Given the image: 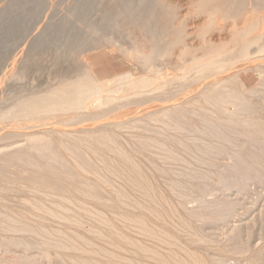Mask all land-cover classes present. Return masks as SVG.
<instances>
[{"label":"bare ground","instance_id":"1","mask_svg":"<svg viewBox=\"0 0 264 264\" xmlns=\"http://www.w3.org/2000/svg\"><path fill=\"white\" fill-rule=\"evenodd\" d=\"M114 1H118V4L120 2V0ZM125 1L126 4L129 3V1ZM244 1H189L191 5H194V13L204 15L211 25L215 21H222V23H231L234 26L233 30L230 28L231 31H229H233V37L231 36L235 40L233 47L229 44L230 48L226 46L218 53L207 50L205 53L203 51L204 54L201 55L193 47L195 45L188 43L187 37L190 36V33H188L190 31L186 30L185 22H189V19L185 22L181 20L178 12L180 9L179 4H176L173 0H149L146 3L148 4L146 8L148 7L147 12L152 16V24L149 27L146 25L144 28L141 25L144 30L141 35L147 41L148 52L142 53V50L138 51L137 49L133 56L128 57L129 61H132L131 63L136 66V76L133 75L135 77L126 74L100 80L95 76V63L92 60L84 57L82 63H80L81 65L75 63L70 65L53 51L52 53L46 51L43 55L40 54L38 61L34 60L36 63L28 62L29 65H23L21 62L23 66L20 67L18 76L20 75V81L30 86V93L18 95L19 90L12 91V87L10 91L13 93H10V97L0 102V132H4L0 136V142L8 143V141L16 139L15 142H10L11 144L0 146V154L6 155V159L3 158L5 165L12 163V167H14L17 164L16 167L18 165H20L19 168L24 167L22 173H24L23 170L28 171L26 173H31L30 178L27 175L25 176L36 185L33 187L22 185L23 182L26 183L24 180L22 182L23 177L13 168L12 170L10 168L12 172L18 173L17 175L22 178L19 180L20 178H17V176L16 178L20 182H16L22 183L11 186L15 179L13 182L10 179L11 183L7 187L6 179L3 184L7 188H0V247L5 254H11L12 250H22L29 255L35 251H40L43 257L47 258L48 264H250V260L243 258L250 253L246 251L249 245L245 246V253L242 246L239 248L237 245V240H233L234 236L227 242L222 239L225 234L221 233H224L225 230L223 232V228L220 230L219 226L220 223L226 224L225 214L228 215V212L225 209V212L223 209L221 211L220 209H215V211L213 209L212 216L204 215L206 217L204 220L201 219L203 222L200 220L201 223L196 221L199 219L193 217L196 219L194 220L190 216L194 222L196 221L190 223L192 219L186 220L185 216H188L184 215L185 209L189 205L183 209L186 202L183 200L185 203L182 204L183 206L178 202V195L176 194V197L174 194V183L171 181L174 177H179L182 179L181 182L184 180L193 182L194 176H196L195 181L198 182L200 176L195 175L197 172L195 173L194 170L195 167L197 168L201 164L199 157L202 155L200 157L202 159L203 154L208 151L209 154H216L213 150H216L217 147L209 150V147L210 149L212 146L214 147V144H211L213 142L209 146L204 144L207 139V136L204 137L205 132H203L204 134L201 133V144L200 142L197 143L198 138H195V135L192 138L197 140L196 144L198 145H193L192 138H186L185 142L183 141L185 134L181 132L188 128L190 123L182 118L184 117L182 115L187 113H182L188 110L189 105L187 103H189L190 97L196 100V103L193 101H191L192 104L189 103L190 107L193 105L195 111H199L196 113L201 115L214 113L221 120V123L225 122L228 125L227 127L232 130L230 131L227 128L231 134H235V131L239 130L260 139L264 137V121L257 120L258 118L255 121L242 120L239 118L243 115L242 113L238 115L239 112H237V117L234 111V115L225 113L226 109L224 110V107H222V104H230V102H226V94L229 92V96L231 95L227 97V101H231L234 94V92L231 94V90H229V85L232 84L231 80L234 79L228 76L233 71L231 66L236 65V69L240 70L253 64H256L254 65L255 68L264 64V35L263 32L262 34L259 33L260 22L258 20L260 18L261 23L264 24V0H246L253 4V8L249 5L247 8ZM261 4H263L262 9L258 11ZM106 9L103 11H107ZM109 12L99 17L100 20L98 19V23L103 28L108 26L106 24L110 16L108 15ZM182 16L184 17V15ZM184 18L186 19V17ZM208 22L205 21V23ZM219 24L215 22V25L219 26ZM240 24L243 26L240 27ZM213 29L217 30L216 27ZM202 31L205 30L199 32ZM208 32L210 31L208 30ZM198 36L201 35L198 34ZM214 47L219 46L214 45ZM119 53L121 55V52ZM169 56H173V60L178 61V64L176 60L174 62L177 65L173 63L176 67L175 69L172 68V73L167 69L169 64L166 58ZM237 62L238 64H236ZM149 76L152 82H149ZM235 91L237 90L235 89ZM187 96H190L189 100L187 99L188 102L185 100ZM239 99H237L238 102H240ZM234 100L236 99L234 98ZM231 103L233 102L231 101ZM243 111L240 110V112ZM199 114H193L196 118H193L194 116L189 118L193 119L192 122L195 124H197L195 121H198L199 128L202 125V127H207L205 130H213L215 127L210 124L207 126V123L203 120L206 116L202 119L203 116L200 118L196 116ZM198 118L199 120H197ZM155 125H162L161 127L164 125L173 126L175 128L173 131L180 133L179 135L182 134L183 140L177 138L178 141L176 140V143H174L176 147H174V137L166 138L164 136L165 140L170 139L169 143L173 139L170 143L173 146L165 143L167 141L164 142L165 145L157 146L156 143H152L156 138L150 142L153 145L148 142L149 146L144 145V149H142V145V147L133 146V140L139 144L136 141L139 135L135 138L132 134L136 133L140 126L147 129V127L153 128ZM190 126L192 125L190 124ZM171 128L167 127L168 130ZM189 129L191 130H187L191 133L192 127H189ZM228 130L225 129V131ZM142 131H140L141 134ZM169 131L171 132V130ZM216 131L213 132L215 135ZM137 133L139 134V131ZM153 133H156V131ZM129 134L134 138L131 140L132 142L128 137ZM161 135L165 134L161 133ZM161 135L158 134L157 136ZM179 135L178 137H181ZM186 135L188 137L189 133ZM142 136L145 140L147 135L144 137L143 134ZM150 137L148 135L146 140H149ZM141 140L143 141V139ZM213 140H216L215 136ZM227 140L229 141V139ZM186 141L189 143L188 147H185L188 144ZM182 142L186 144L184 145ZM143 143L147 144L146 142ZM177 143H180V145L182 143L184 147H179ZM154 145L157 147L155 148ZM151 146L153 150L150 149ZM233 146L234 144L231 148ZM145 148H148L150 151L148 149L147 151L151 154L146 153ZM225 149H227L226 146ZM154 150L158 152H154L157 156H161V153H163L157 161H155L156 156H153L154 153L151 152ZM218 151L215 152L218 153ZM234 153L236 156L233 157L237 160L238 154ZM247 154L248 157L246 158L249 162V158L253 159L254 157H249L251 156L250 153ZM176 155L180 158L174 159ZM151 156L154 157V160H150L149 157ZM241 157L243 158V155ZM241 157L239 158L241 159ZM217 159L220 158L218 157L215 160L217 161ZM258 159L255 158V161L259 162ZM206 161L205 163H207ZM253 161L254 159L250 160V162ZM237 162L239 161L237 160ZM205 163L203 162L202 165L205 166ZM210 163H213L212 160ZM245 167L247 168V166ZM253 167L251 165L250 168L254 170ZM237 168L239 166L236 167V170L234 167L235 172ZM238 172L235 173L236 175L230 172L232 175L226 174V176L229 175L228 177L233 186L244 188L243 183L247 181L244 176L246 175V178L248 176L245 173L242 176L241 170V173L238 174ZM0 174L3 176L1 172ZM14 175L11 176L12 179L15 178ZM202 180L200 181L202 182ZM226 181L229 182V180ZM175 188L179 189L176 186ZM197 188L199 189V187ZM186 189L188 188H185V191H187ZM199 196L201 197V195ZM178 198L180 201V197ZM183 198L185 199V195L184 197L181 196V200ZM202 202H204V199ZM208 202L210 203V200ZM211 202L213 201L211 200ZM201 204L200 207L203 209V204ZM209 205H213V203ZM209 205L207 207L210 208ZM200 207L197 208L200 209ZM123 208L124 211H122ZM224 208L228 210L226 206ZM129 211H137L138 213L136 212L137 215H134ZM193 211L195 213L189 212V215H195L197 211L195 209ZM220 212L224 216L221 220L218 217L217 223L213 215H220ZM202 213L204 214V212ZM225 226L223 227L225 228ZM227 227L229 226L225 228L226 234L231 235L236 232L235 228L227 229ZM170 228L173 229L171 231L175 232H167V229ZM219 246L223 247L226 252H231H227V254L234 256H230L232 258L229 259L223 253L224 250L222 251L223 256H221L217 252L219 249L216 250L217 253L213 254ZM202 249H206L208 254L205 253L202 256L200 254ZM233 257L236 259H233ZM26 258L27 260L21 262L20 257L14 255L11 260L6 261H11V264H35V259L30 256ZM230 260L231 262H229Z\"/></svg>","mask_w":264,"mask_h":264},{"label":"rangeland","instance_id":"2","mask_svg":"<svg viewBox=\"0 0 264 264\" xmlns=\"http://www.w3.org/2000/svg\"><path fill=\"white\" fill-rule=\"evenodd\" d=\"M124 1L120 0L121 3L119 2V4H118V1L115 2L114 0H0V61H1L0 62V68H1L0 69V96H1L0 102L9 98L11 95L10 93L12 91H15L16 89L19 90L18 95H27L30 93V90H29L30 86H27V84L23 83V81H20L21 79L19 77L20 75L18 76V71H20V69H21L20 67H22L23 65H29L28 62L36 63L38 61V59L40 58V56L43 55L44 53H46V51H48V53H49V51H50V53H52V51H53V53H56L58 56L60 55V57L63 60L65 59V62H67L70 65H71V63L80 64V63H82V60L84 59V57L85 58L87 57L88 59L92 60L95 63L94 73H95V76L100 80L113 78V77H117V76H122V75H126V74H130L132 77H135L136 72H137L136 66H134L133 63H131L132 61H129L128 57L133 56L134 53L137 52V49H138V51L142 50V53L148 52L147 51L148 50L147 41H146L145 37L141 34H143V31H144L143 28L146 25H148V27H149L152 24V22H151L152 16L147 12L148 7L146 8V6L148 5L146 3H148L149 0H146V2H145V0H127V2L129 1L130 4L129 3L126 4V1L125 2ZM173 1L176 4H179V6H180V9L178 8L179 9L178 12H179V16H181V20H183L185 22V20L187 21L189 19L188 20L189 22H185L186 23L185 28H187L186 30L190 31V32L187 31L188 33H190L189 34L190 36L187 37V40H188V43L190 45L191 44L195 45V46H193V45L192 46L195 48V50H197V53H200L202 55L207 50H210L211 52L218 53V52L222 51L224 47H226V46L229 47V44L231 45V47H233V45L235 43L234 38H232L233 37V34H232L233 31L229 32V31H231V29L233 30V27H234L231 25V23L228 24L226 22L222 23V21H215L216 23H218V24L220 23V24H219V26H217V25H215V22H213V25H214L213 26V25H211V23H209L207 21V19L204 15H196L194 13V11H195L194 5H191V3L189 2L191 0H173ZM122 2H124V3H122ZM244 2H245V4H247V8H248V5H249V7H252V5H253L252 3H249L246 0ZM115 3H117V4L115 5ZM189 3H190V5H189ZM123 4H124V6H123ZM262 5L263 4L259 5V7H261V8H258V11L260 9H262ZM105 7L108 9H106ZM105 9L107 11H103ZM121 11L122 12L124 11V12L122 13ZM108 12H109L108 15H110L108 20H107L108 22L106 21L107 22L106 25H108V26L103 28L98 23L100 20L99 17H102L103 14H106ZM187 13H189V14L187 15ZM191 14H193V15H191ZM182 15H184V17H186V19ZM258 16H259V13H258ZM136 18H137V20H136ZM190 18H191V20H190ZM258 20L260 22L259 23V33L262 34V32H263V35H264V24L261 23L260 18H258ZM205 21L208 23H205ZM97 24H98V26H97ZM137 25H139L140 27H138ZM141 25L143 28H141ZM121 26H123V27L121 28ZM211 26H213V27H211ZM239 26L241 27L243 25L240 24ZM87 27H89V28H87ZM215 27L217 30L218 29L219 30L215 31L213 29ZM205 28H209V29H205ZM102 29H104V30H102ZM200 30H205V31L199 32ZM208 30L210 32H208ZM195 32L196 33L199 32L198 34L201 36H198V34L196 35ZM203 32H206V33H203ZM208 34H209V36H208ZM193 36H197V37H193ZM202 36H203V38H201ZM110 38H112V39H110ZM198 39H200V40H198ZM201 39H202V41H201ZM190 40H192V41H190ZM104 42H107V43H104ZM212 43H215V44H212ZM134 45L137 48H134L135 47ZM214 45L219 46V47L216 48V47H214ZM196 46H198V47H196ZM220 47H222V48H220ZM211 48H213L215 50H213ZM46 49H48V50H46ZM115 49L117 50V52ZM203 51H204V53H203ZM119 52H121V55ZM122 53H123V55H122ZM125 55H127V56H125ZM166 59H167V62L169 64L167 69L169 71H171V73H172L173 69H175L176 65L178 64V61L175 59L177 61L176 62L177 64L174 63L175 60H173L174 59L173 56H169ZM24 61H25V63H23ZM21 62L23 65H21ZM173 63L176 65H174ZM236 64H238V62ZM1 65H2V67H1ZM30 65H32V64H30ZM80 65H79V67H81ZM254 65H256V64L251 65L253 68L250 66L251 68L248 67L246 69L244 68V69H240V70L236 69L237 68L236 65L231 66L232 67L231 69L233 71L230 72L228 76H230V78L231 77L234 78L233 80H231L232 84L229 85V88H230L229 90H231L230 93L233 94L232 92H234L232 99L230 98L233 103H231L230 100L227 101L228 100L227 97L229 96V94H228L229 92H228L226 94L227 95L226 102H230V104H228V103L226 105L222 104V107H224V110L226 109L225 113H229L232 115H234L236 113L235 116H237V117H238V115H241V113H242L243 115L239 116V118L242 120L247 119V121H255L258 118L257 120L261 119L262 121H264V64H262L261 66H257L258 68H255L256 66H254ZM260 67H261V69H260ZM18 68H19V70H18ZM14 70H15V72H14ZM133 75H135V76H133ZM148 78H149V82L150 81L152 82L151 77L149 76ZM9 81H11L10 84H9ZM238 82H239V84L241 83V85H239ZM6 85H8V86H6ZM12 87H13V89H12V91H10ZM235 89L237 91H235ZM18 90H16V91H18ZM245 91H247V92H245ZM244 92H245V94H244ZM237 96H239V97H237ZM189 97L187 96V98L185 100H187ZM233 97L236 100H234ZM243 97L248 98V99H244ZM259 97H261V98H259ZM249 98H251V99H249ZM237 99H239V101L242 103V105L244 104L243 107H242L241 103L237 101ZM188 100H187V102H188ZM241 100H243V101H241ZM249 100H250V103H249ZM191 101L195 102L196 100L193 97L192 98L190 97L189 103H191ZM245 101H247V102H245ZM189 103H187L189 105L187 107L188 110L185 113H182V114L187 113L186 115H188V116L187 117H186V115H182L184 117L181 116L184 121L189 122L192 125V126H190V124H189L188 128H185L184 131L186 133L184 131L181 132V133L185 134L184 140L182 139L183 135L182 134L179 135L180 133L178 134V132H176L179 136H181V137H178V135L173 131L175 128L173 126H170V125L169 126L164 125L166 127H164V126L161 127L162 125L161 126L155 125V126H153V128L147 127V129L141 128V126H140V129H138L139 128L138 127L137 132L139 131V134L137 132H136L137 134L136 133L132 134V132H135L136 129H135V131L130 132L135 138L138 135L142 136L144 134V137L147 135L145 137V140H144L143 136L140 138H138L139 136L137 137L136 141H138L139 144L133 140L134 138L132 135L129 134L128 137H129L130 141L133 140V143H132L133 146L134 145L135 146L138 145L137 147L143 146L142 149H144V147L146 145L149 146V144H151L150 142H152V140H154L155 138L157 140L155 139L154 142H152V143H156L157 146L158 145L159 146L165 145V143L170 144L173 139H171V141L169 143L170 139L168 138L167 140H165L164 136H166V138L167 137H170V138L174 137V141H175V142H173V145H174V143H176V140L178 141V139H181V141L183 140L185 142L186 138L187 139L192 138L193 135H195V138H198L197 139L198 141L193 139V138L191 139L192 141L190 139L189 140L192 143L194 142L193 145H198L199 144L198 142H200V144L202 143V141L200 140L201 135L204 134L203 132H205L204 137L207 136L206 137L207 139L205 138L206 141L204 144L207 146H209V144L211 142H213L211 144H214V147L211 145L212 148L210 149V147H209V150H213V148L215 149L216 147L217 148L219 147L218 149L216 148V150H213V152L216 153L217 155L216 154L212 155V153L209 154V151H208V152L203 154L202 159L200 158L202 155L199 157L201 164L198 165L197 168L195 167L194 171H195V173L196 172L199 173V174H197V173L195 174L197 176H200L199 177L200 179L198 178V182L200 180H202L203 178H205L204 179L205 181L202 180V182L200 181V184H199L197 181H195V179H197V178H196V176H194L195 179L193 182L185 181V180H184L185 182L184 181L181 182L182 181L181 178L174 177L175 179L174 178L171 179V181L174 183V192H175L174 194L175 195L177 194L178 197H180V201H179V198L176 195L178 202L181 203V205L185 204L184 201L186 202L183 209H185V206L189 205L185 209L186 212L184 211L185 212L184 215L188 216V217L185 216L186 220H190V218H191L190 216H192V218L194 217L196 219H199V220H196L193 218L194 220L199 221L198 223H201V221L204 220L206 216L211 217L212 216L211 213H213L215 211V209H217V210L220 209V211L222 209L223 210L225 209L228 212V215L225 214L226 215L225 217L227 218V220L226 221L224 220L226 222V224H228V225H226V224L225 225L229 226V227H227V229L228 228H230V229L235 228L234 230L236 232L231 234V235L226 234V229H225L226 226L224 224L220 223L221 227L219 226V229L221 230V228H223L222 229L223 232L225 230L224 233H221L223 235L225 234L222 239L225 242H227V241L231 240L230 238H232L234 236L235 238L233 237V240L234 239L237 240L236 241V242H238L237 245L239 246V248H241V246H242L243 252L245 251L244 248H246L248 245L250 246V248H249V246L247 247L248 249L246 248V251H249L250 253L247 252L249 254H248V256L246 254V256L243 257L244 259L247 258L246 260H250V262H249L250 264H264V159H263L264 158V148H263L264 140H262V139H264V137L262 139H260L257 136L254 137L252 134L250 135L249 133H245V132H242L239 130L237 132L235 131V134H231L230 131H232V130L227 127L228 125L225 122L221 123V120H219L218 117L214 113L209 111L211 114L201 115L199 113H196L199 111H195V107L193 105H191V107H192L191 108ZM234 103H236V104L238 103L241 106L239 107L238 104L236 106V104L234 105ZM253 104H255V105H253ZM240 110L241 111L244 110V111L240 112ZM189 111L192 113H190ZM237 112H239V114ZM188 113L192 114V115H189ZM193 114H199V115H196L199 118L201 116H203L202 119L204 118V116H206L207 119L204 118L203 120H205V123H207V126L210 124V125L214 126L215 128L213 130H209V129L205 130V128L207 129V127L206 126L202 127V125L199 128V126H200L198 124L199 122L194 120L195 122H197V124H195L194 122H192L193 119H190L193 116H194L193 118H196L195 115H193ZM199 118L197 120H199ZM202 119H200V120H202ZM209 121H210V123H208ZM203 123H200V124H203ZM205 123H204V125H205ZM155 127H157V128H155ZM167 127H170V128L172 127L171 129H169V130H171V132L167 129ZM189 127H192L191 133L188 132V130H191V129H189ZM220 128H222V129L224 128V129L220 130ZM149 129L150 130L153 129L151 131L152 133L150 132ZM225 129L228 131H225ZM142 130L145 132H143ZM161 130L164 132H162ZM215 130H217L216 131L217 137H219V136L221 137V138L219 137L220 141L218 140L219 138H217L216 135L214 134ZM140 131H142V134ZM147 131H149V132H147ZM154 131H156V133H153ZM158 131H159V133H157ZM167 131H168V133H167ZM238 132H240V133L236 134ZM0 133H1L0 134V136H1L2 133H4V132L1 131ZM161 133L162 134L164 133L165 135H161ZM187 133H189V136L190 135H192V136L187 137V135H186ZM134 134H136V135H134ZM158 134H160L162 136V138H161V136H157ZM221 134H223V135H221ZM148 135L151 137L149 140H146V139H148ZM213 135L215 136L216 140H213V137H214ZM157 137H159V138H157ZM141 139H143V141ZM227 139H229V141ZM14 140L16 141V139H14ZM14 140L13 141L10 140V141H8V143L2 142L5 144H2L0 142V146H5L6 144L7 145L11 144V143L15 142ZM158 141L160 144L158 143ZM165 141H167V142H165ZM187 141H186V143L190 142V141H188V142ZM196 141L198 144H196ZM215 141H216V143H214ZM143 142H146L147 144H145ZM148 142H149V144H148ZM184 142H182V143L185 145L186 143H184ZM219 142H220L222 148H221ZM182 143H181V145H180V143L179 144L177 143V144L179 147H181V146L184 147V145H182ZM228 143H230V144L227 145ZM215 144H216V146H215ZM233 144H234V146L231 148V146ZM238 144H239V146H238ZM151 145H153V144H151ZM156 145H154L155 148L157 147ZM170 145H172V144H170ZM188 145H189V143L187 145H185V147H188ZM154 146H153V148H154ZM225 146L227 149L228 148H230V149H228V150L225 149ZM174 147H176V144L174 145ZM179 147H177V148H179ZM148 148H145L146 153H150L149 152L150 150ZM151 148H152V146L150 147V149ZM147 149L149 151H147ZM151 150H153V149H151ZM255 150H256V152H255ZM215 151H218V153ZM233 151L236 152V154H238L237 160L239 162L241 161L240 163L237 162V160H235L234 157L236 155ZM253 151H254V153H253ZM151 152L158 153L156 150L151 151ZM221 152L222 153L224 152V153L222 154ZM237 152H240V153H237ZM243 152H245V153H243ZM155 153L152 155L156 156L157 159L155 158V161H157L158 158L163 155V153H161L162 154L161 156H157V154H155ZM232 153H234V154H232ZM247 153H250L249 155H251V156H249V157H252V156L254 157L253 158L254 163L250 162V160L251 161L253 160L252 158H249L250 163L247 162L248 161L246 158V157H248ZM193 155H194V153H193ZM242 155H243V158L245 157L244 160H246V161L243 160V158L241 157ZM5 156L6 155H4V154H0V172L3 174V176L0 174V176H2V178H0L1 179L0 188L6 189L10 185V183L14 181V179H15V182L21 180L22 178H20V176L23 177L22 182H23V180L26 182L25 184H24V182L23 183L21 182L22 185H24V186L29 185L30 187H33L36 185V184L34 185L32 183L31 179H30L31 182H30V180L27 179V176H28V178H30L31 173H26V172H28L26 170L25 171L23 170L24 173H22V168H24V167L19 168L20 165H18V167H16L17 164H15L14 162H13L15 164L14 167H16V168L12 167V163H11V164H8L9 170H10V168H11V170L13 168V170L18 172L20 174V176L17 175L18 173L16 174L14 171L13 172L11 170H10L11 172L9 170L7 171L8 165H5V162L3 161L4 160L3 158H5ZM153 156L149 157L150 160H154ZM177 156L178 155H176L174 157V159L180 158ZM218 157L220 159H217V161H216L215 159ZM239 157H241V159ZM255 158H259L258 159L259 162L255 161ZM206 159H207V161H206ZM210 159L212 160L213 163H210L211 162ZM201 160H203V161H201ZM205 161L207 163H210L209 164L210 166L207 163H205ZM242 161L245 163V166H247V168L244 166V163ZM3 162H4V164H3ZM203 162L206 164L205 166L207 168L204 165H202ZM250 164L252 166H254L253 167L254 170H252V168H250L251 167ZM4 165L7 166L6 171H5ZM207 165L209 166V168ZM248 165H249V167H248ZM211 166H213V167H211ZM238 166H239V168L241 167L240 170L242 171V173L240 172L239 168H237L236 172L239 171L241 173V175L245 173L248 176L246 178L245 174H244L245 176L242 175L245 177V180H247L245 183H243L244 188L243 187L237 188L236 186H233L232 185L233 183L231 182V180L228 177L229 175L226 176V174H230V176H231L232 173H234V175H236L235 174L236 172L234 171V167L236 170V167H238ZM2 168H4V169H2ZM17 168H18V170H17ZM213 168H214V170H213ZM206 172H208V173H206ZM225 172H227V173H225ZM230 172H232V173H230ZM239 172H238V174H239ZM12 173H13V175L15 174L14 175L15 178H13V179L11 178V176L13 177V175H11ZM209 173H210V175H209ZM221 173H223L222 174L223 177H222ZM248 174L249 175L251 174V176H249ZM25 175H27V176H25ZM203 176H206V177H203ZM225 176H226V178H225ZM16 177L20 178V179L17 180ZM25 178L28 181H26ZM221 178H223V179L221 180ZM6 179H7L8 183L6 182ZM10 179H11V182H10ZM226 180H229V182ZM5 182H6L7 187L5 184H3ZM15 182H13V184L11 183V186L18 183V182H16V183ZM21 183H18V184H21ZM178 184H180L182 186H180ZM202 184H205L206 186L205 185L203 186ZM2 185H4V186H2ZM175 186L177 188H179V186H180V188L176 189ZM195 186L199 187V189ZM245 186H247V187L245 188ZM194 187L197 188L198 191ZM185 188H188L189 190L186 189L187 191H185ZM181 190H182V192H181ZM202 190H205V191H202ZM188 192H190L189 197H188L189 194H187ZM182 195H183V197L185 195V199L183 198L181 200ZM191 195H192V197H191ZM199 195H201V197ZM229 196H230V198H229ZM204 197H206V198H204ZM203 199H204L205 203L202 202ZM207 200L208 201L210 200V203ZM211 200L213 202H211ZM200 203L203 204V205L201 204L203 209H201ZM208 203L209 204L213 203V205H209ZM224 203H226V204H224ZM220 204H221V206H220ZM208 205L210 206V208L207 207ZM224 206H226L228 208V210L226 208H224ZM194 207H196V208H194ZM197 207H200V209L202 210V212H204V214ZM204 207L208 208L209 210H207ZM211 208H212V210H211ZM192 209L193 210L195 209L197 211L195 215H192L195 213V211H193ZM213 209H214V211H213ZM225 210H224V212H225ZM122 211H124V208ZM129 212H132V211H129ZM136 212L137 211H133L132 213H134V215H137L138 212L137 213ZM189 212L190 213L194 212V213L189 215L190 214ZM204 215H206V216H204ZM199 216H201V217H199ZM213 216H214L213 218H216L217 223H218V219L220 218V220H221V218L224 216V214L222 216L221 212H220V215H217V216L213 215ZM226 218H224V219H226ZM193 219L190 220L192 222H190V221H188V222L195 223L196 221L194 222ZM223 226H225V228ZM167 230H166L167 232H175V231H171V230H173L172 228L167 229ZM227 235H228V237L226 238ZM220 248H223V247L219 246L218 248H216L213 254H215L216 250L219 249L217 252L221 256H223L222 255L223 253H225L226 254L225 256L228 257L229 259L232 258L230 256H234L232 254L230 255L229 253H231V252L227 251V252H229L228 253L229 255H228L224 248L223 249H220ZM250 249H252V250H250ZM204 250L206 251V249H202L201 253L199 251V253L202 256H204L205 253L208 254V252L207 251L205 252ZM222 251H223V253H222ZM246 251H245V253H246ZM14 255H17L18 257H20L21 262L24 260H27L26 257L30 256L31 258L35 259V261H34L35 264H48L47 258L43 257V255L40 251H35L29 255V254H26L25 252H23L22 250H18V251L12 250L11 254L10 253L5 254L1 247H0V264H7V263L11 264V261H6V260H11V258H13ZM1 256L3 259L1 258ZM21 257H22V259H21ZM24 257H25V259H24ZM233 259H236V258L233 257ZM229 262H231V260Z\"/></svg>","mask_w":264,"mask_h":264}]
</instances>
